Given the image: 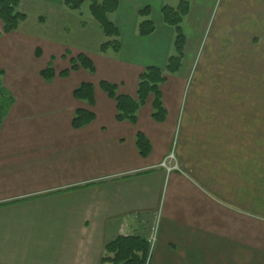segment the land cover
<instances>
[{
	"label": "crops",
	"instance_id": "crops-1",
	"mask_svg": "<svg viewBox=\"0 0 264 264\" xmlns=\"http://www.w3.org/2000/svg\"><path fill=\"white\" fill-rule=\"evenodd\" d=\"M19 1L26 18L0 36L11 100L0 120V264H114L102 259L120 236L145 238L150 264H264V0H191L182 65L161 85L166 119L153 118L151 95L135 123L117 119L100 83L136 98L147 67L165 70L176 36L166 0H118V53L101 51L108 37L82 8ZM145 6L148 36L138 33ZM82 53L96 71L60 75ZM85 82L93 103L74 95ZM80 108L95 119L76 128Z\"/></svg>",
	"mask_w": 264,
	"mask_h": 264
},
{
	"label": "trees",
	"instance_id": "trees-1",
	"mask_svg": "<svg viewBox=\"0 0 264 264\" xmlns=\"http://www.w3.org/2000/svg\"><path fill=\"white\" fill-rule=\"evenodd\" d=\"M89 2L91 15L101 26L108 40L101 44V51L107 52L112 49L118 53L121 49L120 31L117 25L110 19V14L117 11L119 7L118 0H64V4L73 10H81L84 3ZM166 0L162 7V16L166 24L175 29L176 36L174 41L175 52L168 58L165 70L156 66L147 67L139 77V84L136 98L118 93V85L102 81L100 83L102 89L117 104V119L120 121L136 122L138 110L147 102L152 95L153 100V118L162 122L166 119V109L162 101L161 85L167 79L168 73L177 72L183 61L184 48L186 44V36L183 29V22L186 15L190 11L191 0ZM19 0H0V19L3 23V32H11L18 29L20 23L26 18V14L19 9ZM142 20L138 25V33L142 36L152 34L155 29V23L149 18L151 13L150 6H145L140 11ZM84 68L90 72H95L96 67L93 60L86 54H79L71 59V67L63 70L60 75L66 76L72 70ZM2 74V71H0ZM42 75L46 79H51L55 75L52 67H48L42 71ZM2 85L0 81V92ZM74 95L79 99L94 102V85L90 82L82 83L75 91ZM11 103V100H10ZM9 103V104H10ZM5 111V110H4ZM0 114V120L5 112ZM95 119V114L86 109H78L72 120V125L76 128L91 123ZM137 146L143 156H148L151 151L150 142L147 137L139 132L137 134ZM150 244L145 238L141 237H117L108 242L105 247L103 261H110L114 264H150L148 261Z\"/></svg>",
	"mask_w": 264,
	"mask_h": 264
},
{
	"label": "rangeland",
	"instance_id": "rangeland-1",
	"mask_svg": "<svg viewBox=\"0 0 264 264\" xmlns=\"http://www.w3.org/2000/svg\"><path fill=\"white\" fill-rule=\"evenodd\" d=\"M173 2L176 3L175 0H173ZM219 2H220V0H219ZM219 2H218V4H219ZM217 6H218V5H217ZM217 8H218V7H216V8L214 9L213 17H214V14H215L216 11H217ZM82 10H83V11H86V13H88V12L90 13L89 2H88V1L85 2L84 6L82 7ZM213 17H212V19H211V21H210V25H209V26H212ZM9 103H10V98H9V96H7L6 94H2V93L0 92V114L3 113L2 111H4V110L8 107Z\"/></svg>",
	"mask_w": 264,
	"mask_h": 264
},
{
	"label": "built area",
	"instance_id": "built-area-1",
	"mask_svg": "<svg viewBox=\"0 0 264 264\" xmlns=\"http://www.w3.org/2000/svg\"><path fill=\"white\" fill-rule=\"evenodd\" d=\"M174 159V153L169 154L162 162V165L167 167L169 170L176 168L177 165H171L170 162ZM150 257V256H149ZM149 261V260H148Z\"/></svg>",
	"mask_w": 264,
	"mask_h": 264
}]
</instances>
